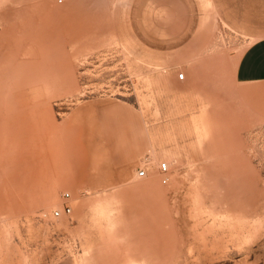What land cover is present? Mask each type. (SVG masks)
<instances>
[{"label": "rangeland", "instance_id": "obj_1", "mask_svg": "<svg viewBox=\"0 0 264 264\" xmlns=\"http://www.w3.org/2000/svg\"><path fill=\"white\" fill-rule=\"evenodd\" d=\"M213 1L0 0V264H264L253 39Z\"/></svg>", "mask_w": 264, "mask_h": 264}, {"label": "crops", "instance_id": "obj_2", "mask_svg": "<svg viewBox=\"0 0 264 264\" xmlns=\"http://www.w3.org/2000/svg\"><path fill=\"white\" fill-rule=\"evenodd\" d=\"M213 2L220 10L228 12L226 20L244 22L249 32L248 38L253 39L238 59L235 76L243 99L264 113V0Z\"/></svg>", "mask_w": 264, "mask_h": 264}, {"label": "built area", "instance_id": "obj_3", "mask_svg": "<svg viewBox=\"0 0 264 264\" xmlns=\"http://www.w3.org/2000/svg\"><path fill=\"white\" fill-rule=\"evenodd\" d=\"M180 78L185 77V73H180L179 74ZM159 171L161 174V181L162 183H168L169 181V172H170V165L167 161H162L159 165ZM147 169L146 168H141L138 170V175L139 176H146L147 175ZM62 198L64 200V204L62 208H56L53 210V215L55 217H60L63 214L70 215L72 213V206L71 204L68 203V201L72 198L71 192L70 191H64L62 193Z\"/></svg>", "mask_w": 264, "mask_h": 264}]
</instances>
